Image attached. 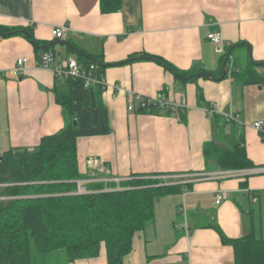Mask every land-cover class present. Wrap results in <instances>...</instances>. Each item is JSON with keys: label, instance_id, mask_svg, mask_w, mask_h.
<instances>
[{"label": "crops", "instance_id": "obj_1", "mask_svg": "<svg viewBox=\"0 0 264 264\" xmlns=\"http://www.w3.org/2000/svg\"><path fill=\"white\" fill-rule=\"evenodd\" d=\"M112 1L0 0V154L32 149L69 121L55 100L68 91L65 79L37 65L29 36L50 42L56 62L76 59L59 42L66 40L108 64L101 76L110 132L77 140L85 187L153 176L183 186L156 199L153 221L133 234L123 264H234L232 246L210 225L228 238H264V173L212 177L226 169L206 159L203 148L208 141L228 147L238 137L253 167L264 166V139L252 126L264 121V87L242 85L229 71L230 64L243 70L250 60H264V0H115L118 10L102 11ZM62 26L63 36L55 38L52 29ZM212 32L221 33L222 46L208 40ZM226 53L220 80L179 82L160 62L218 78ZM20 56L26 62L15 74ZM256 67L264 75V65ZM160 92L179 109L127 110L131 94ZM230 114L236 119L228 121ZM216 195L222 197L218 204ZM70 264L107 261L102 249Z\"/></svg>", "mask_w": 264, "mask_h": 264}, {"label": "trees", "instance_id": "obj_2", "mask_svg": "<svg viewBox=\"0 0 264 264\" xmlns=\"http://www.w3.org/2000/svg\"><path fill=\"white\" fill-rule=\"evenodd\" d=\"M112 2L102 11L118 10L119 2ZM29 39L38 57L44 51L55 54L50 42L31 34ZM66 48L85 67L96 64L94 74L102 78L103 66ZM94 58L102 62L101 57ZM160 62L179 82L192 79L185 78L190 73ZM230 75L242 85L264 87V75L251 62L243 70L232 69ZM65 83L67 93L56 95L55 100L69 118L66 125L43 136L32 149L11 148L0 154V264H53L59 261L60 252L71 263L97 257L102 249L107 264H123L133 234L153 221L156 199L182 191L181 184L134 177L90 182L85 193L76 194L75 180L81 178L77 140L109 133L110 123L101 84L85 87L82 79L72 77L65 78ZM203 151L220 169L254 166L238 137H231L228 147L208 141ZM210 226L222 242L232 246L234 264H264V238L252 233L228 238L218 225Z\"/></svg>", "mask_w": 264, "mask_h": 264}, {"label": "built area", "instance_id": "obj_3", "mask_svg": "<svg viewBox=\"0 0 264 264\" xmlns=\"http://www.w3.org/2000/svg\"><path fill=\"white\" fill-rule=\"evenodd\" d=\"M264 22V21H263ZM65 28L62 27H55L52 29V35L55 38H61L63 36ZM208 40H210L215 45L222 46V35L220 32H212L207 35ZM26 62L25 57H18L15 61L13 66V72L18 74L23 69V65ZM37 65L46 70H50L54 76L61 77V78H80L83 81L85 87H88L93 84H101L105 86V82L103 78H99L94 74V70L96 69V64H90L88 67H85L81 63H79L75 58H69L65 61L56 62L55 55L50 51L42 52L38 57ZM234 69L233 65L230 64L229 71ZM155 108L161 109H169L177 111L179 106H174L170 104L165 95L160 92L154 96H144L138 93H133L129 96L127 102V110L128 111H141V110H150ZM214 110L212 108L208 109V115L213 116ZM228 120H235L236 116L234 114L226 115ZM253 128L257 130L261 138H264V121H255L252 124ZM254 173H264V166L263 167H250V168H242V169H226L220 170L217 172L212 173V177L216 178H226L235 175L245 176ZM209 176V175H207ZM76 194H81L86 192L85 187V180L83 179H76ZM220 195H216L215 202L218 204L221 200Z\"/></svg>", "mask_w": 264, "mask_h": 264}, {"label": "water", "instance_id": "obj_4", "mask_svg": "<svg viewBox=\"0 0 264 264\" xmlns=\"http://www.w3.org/2000/svg\"><path fill=\"white\" fill-rule=\"evenodd\" d=\"M17 32L29 36L28 31L25 30V29L17 30ZM59 42L62 43V44H65L67 46H70L75 51L76 54H79V55H82L84 57H87V58L95 60V62L99 66H103V67L108 66V64L99 62L97 59H95L91 55L85 53L84 51L78 49L77 47L73 46L71 43H69L66 40H61ZM137 58H148V57H137ZM132 59H134V58H130L128 60H132ZM226 60H227V57L225 58V61H224L223 66H222V73H221L220 77H218V78H215L210 71H199V72L191 73L188 76H186L185 78L205 77V78H212V79H218V80L223 79L224 76H225V73H226V68H225ZM250 62L253 65H255V66H263L264 65V60L263 61H257V62H254V61L250 60Z\"/></svg>", "mask_w": 264, "mask_h": 264}, {"label": "rangeland", "instance_id": "obj_5", "mask_svg": "<svg viewBox=\"0 0 264 264\" xmlns=\"http://www.w3.org/2000/svg\"><path fill=\"white\" fill-rule=\"evenodd\" d=\"M151 178H155L154 176L153 177H150V179ZM259 225V223L257 222V226ZM259 232V231H258ZM260 233H257V236H260L259 235ZM60 258H59V261L58 262H56L55 263V261L53 262V264H70V263H68L66 260H65V258H64V254H63V252H60V256H59Z\"/></svg>", "mask_w": 264, "mask_h": 264}]
</instances>
